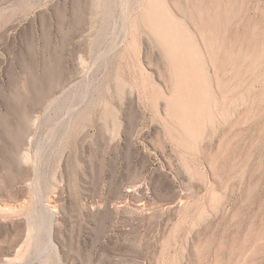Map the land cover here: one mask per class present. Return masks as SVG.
<instances>
[{
	"label": "rangeland",
	"instance_id": "obj_1",
	"mask_svg": "<svg viewBox=\"0 0 264 264\" xmlns=\"http://www.w3.org/2000/svg\"><path fill=\"white\" fill-rule=\"evenodd\" d=\"M0 264H264V0H0Z\"/></svg>",
	"mask_w": 264,
	"mask_h": 264
},
{
	"label": "bare ground",
	"instance_id": "obj_2",
	"mask_svg": "<svg viewBox=\"0 0 264 264\" xmlns=\"http://www.w3.org/2000/svg\"><path fill=\"white\" fill-rule=\"evenodd\" d=\"M196 1V0H195ZM201 2V1H200ZM200 4V3H199ZM227 5V4H226ZM205 6V5H204ZM233 6V5H232ZM216 8V7H215ZM228 8V7H227ZM223 11H225V10H223ZM227 11V10H226ZM198 15V14H197ZM215 16V15H214ZM206 17V16H205ZM205 23V22H204ZM244 25V24H243ZM253 27V26H252ZM214 28V27H213ZM219 28V27H218ZM253 28H255V27H253ZM240 29V28H239ZM203 30V29H202ZM213 30V29H212ZM234 32V31H233ZM253 33V32H252ZM217 34V33H216ZM234 34V33H233ZM212 36V35H211ZM233 36V35H232ZM202 37V36H201ZM234 39V38H233ZM253 39V38H252ZM238 41H240V40H238ZM213 43V42H212ZM250 43V42H249ZM217 44V43H216ZM238 45V44H237ZM252 45V44H251ZM209 46V45H208ZM212 45H210V47H211ZM234 46V45H233ZM247 46V45H246ZM254 46V45H253ZM252 47V46H251ZM221 48V47H220ZM238 48V47H237ZM205 50V49H204ZM230 50V49H229ZM253 50V49H252ZM211 51H212V49H211ZM225 51V50H224ZM213 52V51H212ZM231 52V51H230ZM216 54V53H215ZM225 54V53H224ZM245 54V53H244ZM261 54V53H260ZM249 55V54H248ZM229 56H230V54H229ZM236 56V55H235ZM239 56V55H238ZM245 56V55H244ZM224 57V56H223ZM237 57V56H236ZM215 59V58H214ZM223 59V58H222ZM228 59V58H227ZM257 59V58H256ZM256 62V61H255ZM234 63V62H233ZM232 63V64H233ZM250 63H252V62H250ZM259 66V65H258ZM239 67V66H238ZM240 68V67H239ZM251 68V67H250ZM216 69H217V66H216ZM222 69V68H221ZM227 69V68H226ZM237 70V69H236ZM224 71V70H223ZM236 72V71H235ZM239 72V71H238ZM224 75V74H223ZM238 77V76H237ZM217 83H218V81H217ZM225 83V82H224ZM224 85V84H223ZM223 87V86H222ZM236 87H238V86H236ZM234 88V87H233ZM222 96V95H221ZM227 98V97H226ZM232 99V98H231ZM211 158V157H210ZM51 227H50V229H49V240L51 241ZM245 240V239H244ZM54 245V244H53ZM218 251V250H217ZM199 253V252H198Z\"/></svg>",
	"mask_w": 264,
	"mask_h": 264
}]
</instances>
